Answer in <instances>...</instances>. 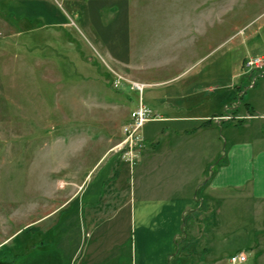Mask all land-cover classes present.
Instances as JSON below:
<instances>
[{"label":"rangeland","instance_id":"1","mask_svg":"<svg viewBox=\"0 0 264 264\" xmlns=\"http://www.w3.org/2000/svg\"><path fill=\"white\" fill-rule=\"evenodd\" d=\"M85 1L0 0V264L92 262L83 193L114 171L134 186L145 139L133 171L114 164L128 162L123 129L141 96L179 116L192 103L264 116V77L243 78L246 60L264 56V0ZM222 219L227 251L262 238L260 209ZM193 230L190 240L182 227L163 264H200ZM114 240L113 255L92 263L134 264L132 240L123 230Z\"/></svg>","mask_w":264,"mask_h":264},{"label":"crops","instance_id":"2","mask_svg":"<svg viewBox=\"0 0 264 264\" xmlns=\"http://www.w3.org/2000/svg\"><path fill=\"white\" fill-rule=\"evenodd\" d=\"M195 24L196 20L190 23ZM243 76L252 80L255 74ZM191 107L195 112L185 116L174 114L171 105L156 108L160 119L149 121L142 130L149 147L135 166L132 188L128 182L122 184L115 171L110 179L87 183L83 193L87 199L78 212L81 229L98 241L85 249L88 260L89 254L92 262L112 256L118 245L114 237L123 230L132 240L134 264H163L182 227L193 240L196 226L200 264H232L230 257L239 253L247 257L239 264L250 262L251 255L252 264H264V231L247 248L227 251L229 229L222 219L223 213L237 217L244 209L264 213V116L249 114L251 105L246 112L235 105L226 114L233 117L228 121L222 119L226 115L215 116L210 104ZM127 164L133 171L134 164L125 161L114 166ZM113 193L118 199L111 198ZM100 213L104 222H92Z\"/></svg>","mask_w":264,"mask_h":264},{"label":"built area","instance_id":"3","mask_svg":"<svg viewBox=\"0 0 264 264\" xmlns=\"http://www.w3.org/2000/svg\"><path fill=\"white\" fill-rule=\"evenodd\" d=\"M246 67L251 73L256 72L258 77H264V56L247 59ZM131 88L143 95L145 86L140 83H133ZM158 117L157 113L143 104V98L141 96L139 106L131 111L130 123L123 129L124 141L120 151L124 152V158L129 163L133 164L137 158L136 154L138 152V147L143 140L142 130L144 126L149 121L158 119ZM222 119L230 121L233 117L228 114ZM246 260L247 257L244 253H239L230 257V262L232 264L244 263Z\"/></svg>","mask_w":264,"mask_h":264},{"label":"trees","instance_id":"4","mask_svg":"<svg viewBox=\"0 0 264 264\" xmlns=\"http://www.w3.org/2000/svg\"><path fill=\"white\" fill-rule=\"evenodd\" d=\"M257 76V75H256Z\"/></svg>","mask_w":264,"mask_h":264}]
</instances>
